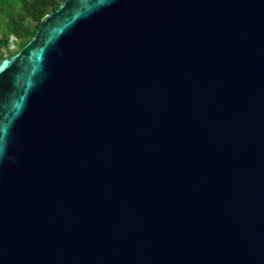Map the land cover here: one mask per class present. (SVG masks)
I'll use <instances>...</instances> for the list:
<instances>
[{"label": "water", "instance_id": "water-1", "mask_svg": "<svg viewBox=\"0 0 264 264\" xmlns=\"http://www.w3.org/2000/svg\"><path fill=\"white\" fill-rule=\"evenodd\" d=\"M0 264H264V0H61L0 59Z\"/></svg>", "mask_w": 264, "mask_h": 264}, {"label": "trees", "instance_id": "trees-1", "mask_svg": "<svg viewBox=\"0 0 264 264\" xmlns=\"http://www.w3.org/2000/svg\"><path fill=\"white\" fill-rule=\"evenodd\" d=\"M61 0H0V13L6 16L0 19V59L4 50L8 54L18 51L35 33L41 18L56 9ZM11 8H14L11 10ZM15 43L17 50L9 49Z\"/></svg>", "mask_w": 264, "mask_h": 264}, {"label": "rangeland", "instance_id": "rangeland-1", "mask_svg": "<svg viewBox=\"0 0 264 264\" xmlns=\"http://www.w3.org/2000/svg\"><path fill=\"white\" fill-rule=\"evenodd\" d=\"M13 9H14V8H11V10H13ZM14 10H15V9H14ZM15 11H16V10H15ZM3 14H4L3 12L0 13V19H1V20H5V19H6V16H4ZM9 49L12 50V51L17 50V46H16V44H15V43H11L10 46H9ZM8 55H9L8 52H7L6 50H4V56H8Z\"/></svg>", "mask_w": 264, "mask_h": 264}]
</instances>
